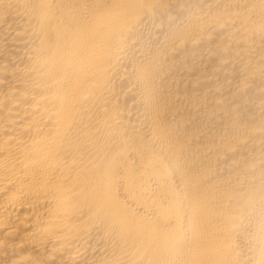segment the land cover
I'll use <instances>...</instances> for the list:
<instances>
[{
  "label": "bare ground",
  "instance_id": "6f19581e",
  "mask_svg": "<svg viewBox=\"0 0 264 264\" xmlns=\"http://www.w3.org/2000/svg\"><path fill=\"white\" fill-rule=\"evenodd\" d=\"M0 264H264V0H0Z\"/></svg>",
  "mask_w": 264,
  "mask_h": 264
}]
</instances>
